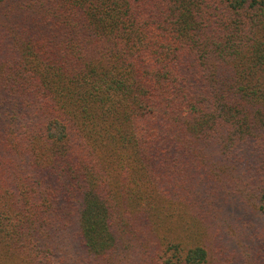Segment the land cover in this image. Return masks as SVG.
<instances>
[{"label":"trees","instance_id":"obj_1","mask_svg":"<svg viewBox=\"0 0 264 264\" xmlns=\"http://www.w3.org/2000/svg\"><path fill=\"white\" fill-rule=\"evenodd\" d=\"M239 210L264 217V0H0V264H208L162 235Z\"/></svg>","mask_w":264,"mask_h":264},{"label":"rangeland","instance_id":"obj_2","mask_svg":"<svg viewBox=\"0 0 264 264\" xmlns=\"http://www.w3.org/2000/svg\"><path fill=\"white\" fill-rule=\"evenodd\" d=\"M182 213L180 210L176 215ZM244 213L239 210L234 212V216L230 214L231 219L226 223L217 224L213 220L203 228L189 218V221L175 219L180 221L169 226L162 236L167 241L179 238L182 246L193 242L205 246L208 264H264V217ZM220 214L222 218L225 216V212ZM139 257L132 252L127 256L126 264H141Z\"/></svg>","mask_w":264,"mask_h":264}]
</instances>
